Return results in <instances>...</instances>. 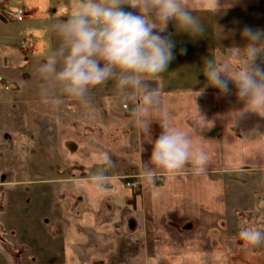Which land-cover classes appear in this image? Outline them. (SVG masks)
Wrapping results in <instances>:
<instances>
[{
    "label": "crops",
    "instance_id": "0c3cea01",
    "mask_svg": "<svg viewBox=\"0 0 264 264\" xmlns=\"http://www.w3.org/2000/svg\"><path fill=\"white\" fill-rule=\"evenodd\" d=\"M221 3L231 6L216 15L198 13L205 28L201 36L191 37L178 32L174 23L168 25L165 34L175 45V58L167 71L150 82L159 91L160 113L176 127L195 130L194 148H202L209 156L205 172L195 175L187 165L175 174L162 171L147 181L142 163L150 158L152 142L161 132V114L153 113L154 122L147 132L137 125L130 101L123 109L131 112L129 118L134 122L137 149L130 168L141 175L138 194L133 195L119 177H106L107 173L99 179L67 178L61 188L37 184L58 182L54 177L36 183L3 168L0 264H83L80 248L93 249L98 258H103V251H112L92 245L93 238L99 243L126 239L127 254L141 255L138 264H264V244L245 246L238 238L241 221L264 230V118L247 114L235 123L232 112L243 108L236 89L233 86L232 95L222 96L207 85L202 73L205 59L223 61L230 58L228 48L247 43L240 34L244 26L264 29V0ZM75 4L76 0H0V42L9 44L23 36L21 51L45 55L38 59L43 62L58 45L50 26L67 19ZM18 8L26 13L24 21L5 16ZM38 61H28L27 66ZM26 75L29 78L24 81L33 82ZM16 85L22 88L23 81ZM116 90L114 82L108 81L90 90L89 97L111 96ZM159 177L164 181L160 186ZM27 184H34L37 192H27ZM60 202H67L70 211L62 219L57 211ZM41 203L44 210L38 208ZM16 249L24 251L14 253ZM98 258L93 264H100Z\"/></svg>",
    "mask_w": 264,
    "mask_h": 264
},
{
    "label": "clouds",
    "instance_id": "9594fccd",
    "mask_svg": "<svg viewBox=\"0 0 264 264\" xmlns=\"http://www.w3.org/2000/svg\"><path fill=\"white\" fill-rule=\"evenodd\" d=\"M124 5L136 11H126ZM230 6L221 0H76L67 19L50 26L58 45L36 72L55 90L53 104L67 97L87 107L90 90L113 81L123 98L133 101L137 125L150 132L153 113H160L159 91L150 82L167 71L175 58V45L165 34L168 25L174 23L178 32L191 37L201 36L205 28L198 13L216 15ZM240 34L247 41L243 47L228 48L230 58L223 61L205 59L202 68L207 85L220 95H232V87L236 89L243 108L232 112L235 123L247 114L264 118V29L244 26ZM160 114L161 132L152 142L150 158L142 163L143 177L151 182L159 172L175 174L187 165L195 175L204 173L209 156L194 148L195 130L176 127ZM111 165V157L104 153L102 167ZM239 228L238 238L245 246L264 244V230L243 221Z\"/></svg>",
    "mask_w": 264,
    "mask_h": 264
},
{
    "label": "rangeland",
    "instance_id": "374dc122",
    "mask_svg": "<svg viewBox=\"0 0 264 264\" xmlns=\"http://www.w3.org/2000/svg\"><path fill=\"white\" fill-rule=\"evenodd\" d=\"M20 9L24 11L23 8L17 11ZM23 39L25 37L19 36L9 44L0 42V65H5V68L0 67V76L6 81L5 86H0V171L8 168L13 176L27 175V179L36 183L54 177L58 182L37 184L59 187L67 184L64 182L67 178H94L102 174V177H119L122 182L126 179L131 185L125 184L126 188L139 190L137 180L141 175L137 174L132 183L126 171L135 162L137 149L134 122L129 118L131 112L123 109V105H129L130 100H125L116 90L111 96L99 94L94 99L89 97L87 107L79 101L65 98H62V103L53 104L51 98L56 95L55 90L44 83L36 72L37 65L41 63L38 59H43L45 55L32 53L30 56L21 51L23 46L20 41ZM28 61L38 62L31 67L27 66ZM25 73L31 75L33 82L24 81L29 78ZM21 81L22 88L16 85ZM114 100L116 103H113ZM104 153L112 161L111 167L106 170L102 167ZM156 182L158 186L164 183L163 180ZM33 185L29 184L26 191L36 189L37 192ZM42 204L38 208L44 210ZM68 207L67 202L59 203V219L68 215ZM99 241L93 238L92 245L101 249L109 247L112 251H103L100 254L103 258H98L94 257L93 249L80 248L83 264H93L97 258L100 264H138L141 255L127 254L129 247L126 239L110 243ZM23 251L16 249L14 253Z\"/></svg>",
    "mask_w": 264,
    "mask_h": 264
},
{
    "label": "built area",
    "instance_id": "2783aa9c",
    "mask_svg": "<svg viewBox=\"0 0 264 264\" xmlns=\"http://www.w3.org/2000/svg\"><path fill=\"white\" fill-rule=\"evenodd\" d=\"M7 17L10 19V20H16V21H24L25 19V12L20 9L18 11H11V12H8L7 13ZM3 82V79L2 77L0 76V83ZM162 179L159 178L158 182H160ZM130 185V184H128ZM131 186V185H130Z\"/></svg>",
    "mask_w": 264,
    "mask_h": 264
},
{
    "label": "trees",
    "instance_id": "16d2710c",
    "mask_svg": "<svg viewBox=\"0 0 264 264\" xmlns=\"http://www.w3.org/2000/svg\"><path fill=\"white\" fill-rule=\"evenodd\" d=\"M126 171L129 173L130 176H133V174L135 172L132 168H128ZM124 183H128V180H124ZM138 192H139V190L133 191V195L136 196L138 194Z\"/></svg>",
    "mask_w": 264,
    "mask_h": 264
}]
</instances>
